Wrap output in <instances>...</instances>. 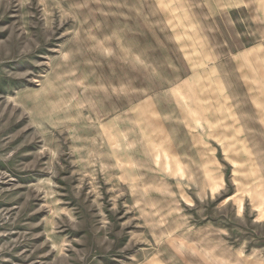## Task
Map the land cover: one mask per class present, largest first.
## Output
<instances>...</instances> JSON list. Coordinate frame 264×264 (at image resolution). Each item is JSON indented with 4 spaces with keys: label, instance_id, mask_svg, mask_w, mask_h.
Instances as JSON below:
<instances>
[{
    "label": "rangeland",
    "instance_id": "1",
    "mask_svg": "<svg viewBox=\"0 0 264 264\" xmlns=\"http://www.w3.org/2000/svg\"><path fill=\"white\" fill-rule=\"evenodd\" d=\"M0 264H264V0H0Z\"/></svg>",
    "mask_w": 264,
    "mask_h": 264
}]
</instances>
